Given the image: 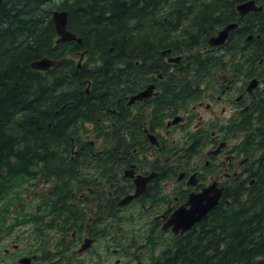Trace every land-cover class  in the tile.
<instances>
[{
    "label": "flooded vegetation",
    "instance_id": "af4514ba",
    "mask_svg": "<svg viewBox=\"0 0 264 264\" xmlns=\"http://www.w3.org/2000/svg\"><path fill=\"white\" fill-rule=\"evenodd\" d=\"M256 3L262 11L239 15L223 45L202 51L216 50L229 61L230 39L261 50L263 32L252 31L247 18L264 12V1ZM171 57L165 61L174 72L182 56L178 62ZM214 73L180 75L186 82L177 108L166 89L173 76L156 70L138 92L125 96L121 138L110 137V122L105 137L88 125L90 132L71 140L67 155L53 157L56 171L45 165L46 177L29 178L22 202L0 203V264H159L198 224L184 232L169 225L193 195L215 185L222 189L215 206L221 209L223 199L230 204L226 195L257 192L264 173V54L245 59L240 72L228 66ZM149 85L151 95L130 102ZM129 110L140 115L128 118ZM245 121L247 142L238 132ZM202 238L198 263L222 264L225 237Z\"/></svg>",
    "mask_w": 264,
    "mask_h": 264
},
{
    "label": "trees",
    "instance_id": "16d2710c",
    "mask_svg": "<svg viewBox=\"0 0 264 264\" xmlns=\"http://www.w3.org/2000/svg\"><path fill=\"white\" fill-rule=\"evenodd\" d=\"M242 1L2 0L0 203L22 202L29 178L46 177L45 165L48 172L56 171L59 160L53 157L68 153L71 140L90 132L88 125L95 124L105 137L110 122V137L121 138L125 96L138 92L156 70L173 76L166 89L174 93L178 108L186 82L180 75H211L228 66L240 72L245 59L258 60L264 46L252 50L241 40L227 42L229 61L216 50L202 51L220 29L239 19ZM55 10L69 13L68 28L80 43L58 42ZM247 18L252 31L263 32L262 42L264 12ZM179 55L182 61L170 72L165 59ZM45 56L59 62L47 71L32 68ZM126 115L137 119L140 114L129 110ZM238 132L249 140L247 121ZM263 183L264 173L255 184L257 192L226 195L230 204L223 199L222 208L215 207L177 239L159 264H199L203 235L225 237L222 264H264ZM18 222H23L20 217Z\"/></svg>",
    "mask_w": 264,
    "mask_h": 264
},
{
    "label": "water",
    "instance_id": "95a60500",
    "mask_svg": "<svg viewBox=\"0 0 264 264\" xmlns=\"http://www.w3.org/2000/svg\"><path fill=\"white\" fill-rule=\"evenodd\" d=\"M2 0H0V4ZM263 9V5L259 6L255 0H246L237 5V11L241 17L249 14L250 12H260ZM69 14L65 10H55L53 13V21L59 35L58 42H66L71 40H77L79 43L81 39L67 27ZM238 26L237 22L229 23L218 31V33L212 36L208 43L210 46L223 45L230 31L236 29ZM84 53H81V57ZM181 56L171 57L169 61L178 62ZM58 63V60L49 57H43L32 63V68L40 71H47L54 67ZM256 81H251L250 87H252ZM154 90V85H149L145 90L138 94L132 95L130 102L140 100L148 97ZM222 195V189L217 188L215 185L207 187L202 193L193 195L188 205L189 208H180L170 220V226L173 227L175 232L180 229L184 232L191 229L195 224L199 223L219 202ZM136 195L131 196V198Z\"/></svg>",
    "mask_w": 264,
    "mask_h": 264
},
{
    "label": "bare ground",
    "instance_id": "6f19581e",
    "mask_svg": "<svg viewBox=\"0 0 264 264\" xmlns=\"http://www.w3.org/2000/svg\"><path fill=\"white\" fill-rule=\"evenodd\" d=\"M69 14V13H68ZM68 21H69V17H68ZM67 27H68V24H67ZM238 27V26H237ZM69 29V28H68ZM70 30V29H69ZM71 31V30H70ZM74 33V32H73ZM58 34V33H57ZM59 36V35H58ZM49 58H51V57H49ZM53 59V58H52ZM59 62V61H58ZM57 65V64H56ZM31 66H32V64H31ZM215 74V73H214ZM59 152V151H58ZM63 153V152H62ZM65 153V152H64ZM68 153H66V154H64V155H67ZM57 155V154H56ZM60 155V154H59ZM58 155V156H59ZM53 157V156H52ZM51 157V158H52ZM59 157H61V156H59ZM63 159V158H62ZM58 160V159H57ZM52 161H53V158H52ZM56 162V161H55ZM51 163V162H50ZM54 164V163H53Z\"/></svg>",
    "mask_w": 264,
    "mask_h": 264
},
{
    "label": "rangeland",
    "instance_id": "374dc122",
    "mask_svg": "<svg viewBox=\"0 0 264 264\" xmlns=\"http://www.w3.org/2000/svg\"><path fill=\"white\" fill-rule=\"evenodd\" d=\"M45 57H48V56H45ZM2 203V202H1Z\"/></svg>",
    "mask_w": 264,
    "mask_h": 264
}]
</instances>
